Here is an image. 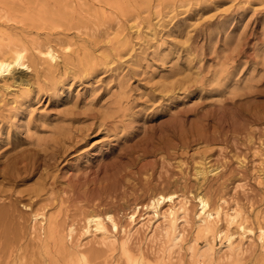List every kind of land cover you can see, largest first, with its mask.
<instances>
[{
	"label": "rangeland",
	"instance_id": "374dc122",
	"mask_svg": "<svg viewBox=\"0 0 264 264\" xmlns=\"http://www.w3.org/2000/svg\"><path fill=\"white\" fill-rule=\"evenodd\" d=\"M0 33L30 63L0 74V209L18 229L0 227V264H76L78 248L100 264L88 213L139 226L173 192L191 212L168 264H190L197 192L254 227L239 255L197 264H264V0H0ZM145 233L132 245L157 256Z\"/></svg>",
	"mask_w": 264,
	"mask_h": 264
},
{
	"label": "bare ground",
	"instance_id": "6f19581e",
	"mask_svg": "<svg viewBox=\"0 0 264 264\" xmlns=\"http://www.w3.org/2000/svg\"><path fill=\"white\" fill-rule=\"evenodd\" d=\"M6 39L7 42L5 44L1 43L2 41L0 42V74L6 71L10 73V76L14 77V71L16 70V68H20H18V66H30V63H27L28 60L26 55L28 53L27 48L29 46L27 47L25 45V47L24 45H21L20 42V44H18L14 42V39V41H12V39L10 40L9 36H7ZM15 39H18V41H20L19 38ZM29 45H31V42ZM49 46L50 45H43V47H45L44 50L39 46L38 48H40V50L38 49V51L41 54L42 60L46 62L48 61L52 64L55 60L57 61L58 57L56 55V50ZM31 49H33V47ZM203 171L204 169H202V172ZM193 198L196 200L197 204L193 213V231L195 235L191 239L192 243L187 246V254H189L190 257V264H197L199 258H201L203 261L210 262L216 258L218 260L224 258L230 259L232 256H237L242 253L245 250L243 247V239L248 238V235H251L253 233L251 229L253 226L251 227L248 225L249 223L247 224L246 218L241 215L239 210L233 207L231 211L228 212L224 211L220 204H214L213 206V203L211 204L209 201V197L201 192H197L196 194H194ZM163 202L168 204L165 208L162 209ZM189 202L190 199L188 196H179L174 192L168 195L154 193L153 195H151L145 205V208H149L147 213L148 216L151 215V217H148L147 219L143 217L145 218V221H142L139 226H135L136 222L138 221V219L136 221L135 210H133L127 216L128 221L131 225L128 227H122L121 224L119 225L118 220H116L111 213H106L103 217L95 213H88L85 217L83 233L87 234L88 236H98V239L94 240L93 243L104 246V257L103 260L100 261V264H168L172 259V248L174 246L179 248L180 243L182 242L183 231L180 228L184 223L188 222V215L191 212ZM8 210L4 208L0 209V227L2 230L1 234L3 233L2 236L4 235L7 238V234H9L10 232L12 233V235H15L18 232V229L17 231L15 230L13 232L10 230L9 232L7 230L8 227H10L8 226L10 225L9 223H11L8 222ZM5 216L7 218V223L4 220ZM152 218H154L153 222H151ZM161 219H163V222L159 224L158 222H161ZM221 220L225 221L224 225L220 224ZM51 222L50 224L48 222L47 230L45 231L47 232L48 239L49 236H55L53 235L55 232V226H52ZM233 225H235V230L234 228L232 230L230 228V226ZM148 230L149 232H146ZM73 231L74 228L70 226L65 233L66 236L71 237ZM118 231L121 232V235L119 237L116 236V232ZM141 232H146L143 236L144 239L142 240V242L146 241L153 244L164 238L163 244H161L159 247L160 254H158L157 256H153V254L148 256L149 253L147 255V253L145 252V254L141 250L140 246L135 247L132 245L133 238H139ZM257 232L258 233L255 235V238L260 243L259 245L264 253V224H259ZM201 236L205 238L203 245L205 247L203 249H200L201 247L197 246V239ZM5 237L4 239H6ZM216 238L220 240L219 247L215 246L214 241ZM222 239H224L226 243L222 241ZM62 240L63 239L61 238L60 242H63ZM73 252V256L71 257H73L74 263L93 264L90 262V260L87 259L86 254L84 253L85 250L83 252V250H80L78 248ZM94 253L96 254L97 251H94Z\"/></svg>",
	"mask_w": 264,
	"mask_h": 264
}]
</instances>
